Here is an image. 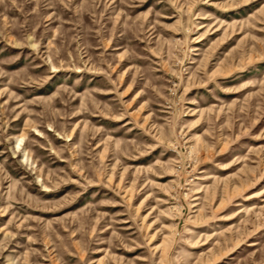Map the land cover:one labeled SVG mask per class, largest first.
Returning <instances> with one entry per match:
<instances>
[{"label":"rangeland","instance_id":"obj_1","mask_svg":"<svg viewBox=\"0 0 264 264\" xmlns=\"http://www.w3.org/2000/svg\"><path fill=\"white\" fill-rule=\"evenodd\" d=\"M0 264H264V0H0Z\"/></svg>","mask_w":264,"mask_h":264}]
</instances>
